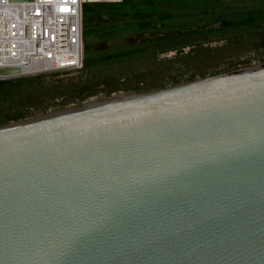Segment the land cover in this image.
<instances>
[{"label": "water", "instance_id": "1", "mask_svg": "<svg viewBox=\"0 0 264 264\" xmlns=\"http://www.w3.org/2000/svg\"><path fill=\"white\" fill-rule=\"evenodd\" d=\"M0 264H264V65L1 126Z\"/></svg>", "mask_w": 264, "mask_h": 264}, {"label": "rangeland", "instance_id": "2", "mask_svg": "<svg viewBox=\"0 0 264 264\" xmlns=\"http://www.w3.org/2000/svg\"><path fill=\"white\" fill-rule=\"evenodd\" d=\"M152 1L164 4L148 10L146 3ZM101 3L106 6L84 5L83 60L91 66L65 76L51 73L46 89L31 96L22 92L1 99L0 120L17 112H41L31 119L264 65V28H255L264 21V0H128L125 7ZM139 22L148 25L136 28ZM48 105L57 109L48 110Z\"/></svg>", "mask_w": 264, "mask_h": 264}, {"label": "built area", "instance_id": "3", "mask_svg": "<svg viewBox=\"0 0 264 264\" xmlns=\"http://www.w3.org/2000/svg\"><path fill=\"white\" fill-rule=\"evenodd\" d=\"M121 0H0V81L83 68V7Z\"/></svg>", "mask_w": 264, "mask_h": 264}, {"label": "trees", "instance_id": "4", "mask_svg": "<svg viewBox=\"0 0 264 264\" xmlns=\"http://www.w3.org/2000/svg\"><path fill=\"white\" fill-rule=\"evenodd\" d=\"M127 1L128 0H121L120 2L109 3V4L115 5V6L125 7V5L128 4ZM135 4L136 3H134L133 5H135ZM163 4H164L163 2L161 4V2H153V1L146 3L148 10H151V9L154 10L155 8L158 9L159 6L163 5ZM97 5L98 6H106V3H97ZM199 6L204 7L202 5H199ZM184 9H188V7H185ZM257 11H259V10H257ZM96 13H97V11H96ZM166 17H170V14L166 15ZM161 18H163V16H161ZM262 19H264L263 15H262ZM83 21H84V7H83ZM137 24H139L140 26L142 25L143 27L148 25V23H146V22H139ZM219 26H220V24L218 25V27ZM209 28L214 29V28H212V25ZM255 28L258 30L264 28V21L256 24ZM90 66H91V63H89V60H84L83 67L85 69H87ZM80 70L62 72V73H57L55 75L59 77L61 75L65 76V75H69V74H76V73L80 72ZM55 75L53 74L52 76L55 77ZM47 78H49V79L52 78L51 74H45V75H39V76H35V77L24 78V79H21L19 81H11V80L10 81H0V102L2 101L1 99H4V101H5V100H8L11 96H16L18 94H21L22 92H26L25 94H27L28 96H31L33 94H36L39 91H44L47 87L46 81H45ZM15 82H17V83H15ZM46 108H48V110L53 109V108H54L53 110L57 109L56 106L49 107V105ZM12 110H14V109H12ZM43 110L44 111L42 113L47 111V109H45V108ZM39 113H41V112H35L33 114H28L24 111V112L13 113L12 115H7V117L3 116V118L0 120V127L3 125L9 124L11 122H14V121L26 120L29 117H34V116L38 115ZM5 116H6V114H5Z\"/></svg>", "mask_w": 264, "mask_h": 264}, {"label": "flooded vegetation", "instance_id": "5", "mask_svg": "<svg viewBox=\"0 0 264 264\" xmlns=\"http://www.w3.org/2000/svg\"><path fill=\"white\" fill-rule=\"evenodd\" d=\"M134 26H135L136 28L138 27L139 29H142V28H144V27H147V26H144V27H143L142 25L140 26L139 24H135ZM162 35H163V34H162Z\"/></svg>", "mask_w": 264, "mask_h": 264}, {"label": "crops", "instance_id": "6", "mask_svg": "<svg viewBox=\"0 0 264 264\" xmlns=\"http://www.w3.org/2000/svg\"><path fill=\"white\" fill-rule=\"evenodd\" d=\"M253 7H255V8H257V9H258V8H259V5H254Z\"/></svg>", "mask_w": 264, "mask_h": 264}]
</instances>
